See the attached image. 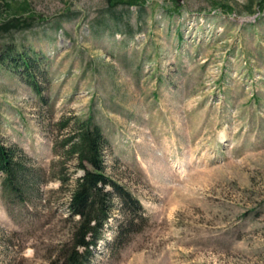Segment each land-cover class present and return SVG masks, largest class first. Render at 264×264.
<instances>
[{"label":"rangeland","instance_id":"374dc122","mask_svg":"<svg viewBox=\"0 0 264 264\" xmlns=\"http://www.w3.org/2000/svg\"><path fill=\"white\" fill-rule=\"evenodd\" d=\"M261 1L12 0L46 20L0 29V48L40 52L47 78L40 95L0 64V136L49 179L14 202L0 173V264H57L72 244L83 170L66 139L88 117L108 140L106 172L149 219L120 247L110 220L91 264H264Z\"/></svg>","mask_w":264,"mask_h":264},{"label":"trees","instance_id":"16d2710c","mask_svg":"<svg viewBox=\"0 0 264 264\" xmlns=\"http://www.w3.org/2000/svg\"><path fill=\"white\" fill-rule=\"evenodd\" d=\"M145 0H108L109 9L120 3L129 7L145 8ZM16 12L12 0H0V29L14 32L30 29L33 20H46L33 14L27 3ZM264 8V0L261 1ZM31 11V12H30ZM40 52L20 50L15 43L0 48V64L20 71L26 83L40 95L43 93L42 77L47 78ZM69 125V124H67ZM75 134L66 141L67 152L76 156L83 174L72 189L69 209L77 216L72 244L62 250L57 264H91L94 249L105 236L110 220L116 221L110 247H120L144 229L148 223L146 211L137 196L119 180L106 172L104 148L108 143L101 126L94 117H88L75 125ZM0 173L2 190L7 201L26 202L31 189L41 194L40 186L48 181L45 169L38 165L19 144L8 143L0 136ZM66 182L68 178H61Z\"/></svg>","mask_w":264,"mask_h":264}]
</instances>
